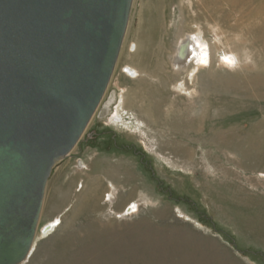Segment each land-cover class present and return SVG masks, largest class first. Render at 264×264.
<instances>
[{
    "label": "rangeland",
    "instance_id": "obj_1",
    "mask_svg": "<svg viewBox=\"0 0 264 264\" xmlns=\"http://www.w3.org/2000/svg\"><path fill=\"white\" fill-rule=\"evenodd\" d=\"M131 1L107 89L50 171L22 264H264V161L241 157L264 141V0ZM183 42L206 61L191 54L173 79ZM218 133L242 143L221 148Z\"/></svg>",
    "mask_w": 264,
    "mask_h": 264
},
{
    "label": "water",
    "instance_id": "obj_2",
    "mask_svg": "<svg viewBox=\"0 0 264 264\" xmlns=\"http://www.w3.org/2000/svg\"><path fill=\"white\" fill-rule=\"evenodd\" d=\"M131 2L0 0V264L29 256L45 183L101 102Z\"/></svg>",
    "mask_w": 264,
    "mask_h": 264
},
{
    "label": "bare ground",
    "instance_id": "obj_3",
    "mask_svg": "<svg viewBox=\"0 0 264 264\" xmlns=\"http://www.w3.org/2000/svg\"><path fill=\"white\" fill-rule=\"evenodd\" d=\"M127 28V27H126ZM263 31H264V27H263ZM182 46L183 49L181 50L180 54H179V49L181 48V46H179L178 50L177 51V54H176V62L174 63V66L177 67V72H175L173 74V76H171L173 79L176 78V76H179V72L178 71H184V72H187L188 71V67H187V62L186 59H188L189 56H191V54L193 55V58L192 60H197V63H204L206 61V57H205V52L204 50L201 49V47L198 49L200 51V58L197 59L196 56H195V47H194V42H188L187 44L185 42H183ZM175 45V44H174ZM190 48H189V47ZM133 47V46H132ZM175 47V46H174ZM187 55V56H186ZM186 57V58H185ZM118 58V57H117ZM174 60V59H173ZM194 61V63H195ZM117 62V61H116ZM116 64V63H115ZM115 68V66H114ZM175 68V67H174ZM128 70V74L132 75V74H135V71L132 70L131 68L129 69H126ZM126 72V73H127ZM191 75V73H190ZM190 75H188L190 77ZM176 85V84H175ZM178 88V87H177ZM257 91V90H256ZM102 100V99H101ZM157 106V105H156ZM254 131V130H253ZM217 139L218 143H219V146L221 148H227V149H230V148H235L236 149L239 147V145L242 143V140L243 138L239 137V136H228L226 134H223V133H218L217 134V137L215 138ZM247 149L246 151L244 150L242 153H241V157L244 159V160H250L251 158H256V160H262L264 161V155H262V153H264V141L260 140V138H251L250 140L248 139L247 140ZM256 152V153H254ZM69 155V154H68ZM104 171V170H103ZM78 172H81V171H78ZM78 179V178H77ZM46 187V186H45ZM102 190V189H101ZM45 192V190H44ZM88 192V191H87ZM102 193V192H101ZM105 195V194H104ZM44 196V195H43ZM42 201H43V198H42ZM42 206V205H41ZM57 208V207H56ZM137 209V207L135 206V204H133V206H130V209L128 210L127 214H129L131 211L134 212L135 210ZM40 211V210H39ZM52 220V219H51ZM54 221V220H53ZM54 223V222H53ZM98 227V226H97ZM53 228V225H50L46 228V230L44 232H48L50 231L51 229ZM55 233V232H54ZM134 234V233H133ZM77 235V234H76ZM108 240V239H107ZM132 241V240H131ZM125 243V242H124ZM94 246V245H93ZM111 247V246H110ZM45 250V249H44ZM171 260V259H170ZM65 263V262H63ZM170 263V262H169Z\"/></svg>",
    "mask_w": 264,
    "mask_h": 264
}]
</instances>
